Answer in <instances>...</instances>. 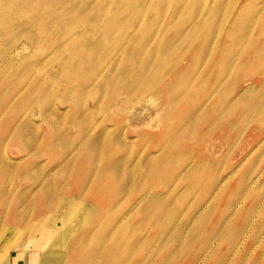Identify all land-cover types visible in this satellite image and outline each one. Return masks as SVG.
I'll use <instances>...</instances> for the list:
<instances>
[{
	"label": "rangeland",
	"instance_id": "rangeland-1",
	"mask_svg": "<svg viewBox=\"0 0 264 264\" xmlns=\"http://www.w3.org/2000/svg\"><path fill=\"white\" fill-rule=\"evenodd\" d=\"M68 2L0 0V264H264V0Z\"/></svg>",
	"mask_w": 264,
	"mask_h": 264
},
{
	"label": "bare ground",
	"instance_id": "bare-ground-1",
	"mask_svg": "<svg viewBox=\"0 0 264 264\" xmlns=\"http://www.w3.org/2000/svg\"><path fill=\"white\" fill-rule=\"evenodd\" d=\"M184 1H185V0H184ZM242 2H243V1H242ZM181 4H182V3H181ZM183 4H184V2H183ZM187 4H188V3H187ZM187 4H186V6H187ZM69 5H70V4H69L68 0H57V3L54 5L53 9L56 11V13H60V12L65 13V12L75 11L76 7H72V6L70 5L72 8H68ZM175 5H177V4H175ZM178 5H179V4H178ZM222 5H223V4H222ZM242 5H243V4H242ZM227 6H228V5H227ZM100 7H101V9H102L103 12H104V11H105V10H104V9H105V4L100 5ZM188 7H189V6H188ZM196 7H197V6H196ZM179 8H180V7H179ZM174 9H178V8L176 7V8H174ZM193 9H194V8H193ZM217 9H218V8H217ZM241 9H243V8L241 7L240 10H241ZM215 11H216V10H215ZM35 12H37V11H35V9H34V10H33V13H35ZM173 13H174V12H173ZM238 13H239V12H238ZM173 15H174V14H173ZM216 16H217V14H216ZM224 16H225V15H224ZM218 17H219V14H218ZM192 18H193V17H192ZM209 18H210V17H209ZM190 20H191V17H190ZM193 21H194V20H193ZM216 21H217V20H216ZM180 22H181V20H180ZM191 22H192V21H191ZM191 22H189V23H191ZM197 22H198V21H197ZM222 22H223V21H222ZM45 23L50 24V23L48 22L47 18L43 19V25H44ZM80 23H81V22H80ZM80 23H78V24H80ZM171 23H172V22H171ZM171 23H170V24H171ZM232 23H233V22H232ZM215 24H217V23H215ZM215 24H214V25H215ZM76 25H77V24H76ZM76 25H75V26H76ZM177 25H178V24H177ZM229 25H230V24H229ZM78 26H79V25H78ZM102 26H103V27H110V28L113 29V27H112V26H109V25H106V26H105L104 24H102L101 27H102ZM195 26H196V25H195ZM64 27H65V26H64ZM156 27H157V26H156ZM188 27H189V26H188ZM42 28H43V27H42ZM105 30H107V29L105 28ZM110 30H111V29H110ZM151 30H153V29H151ZM195 30H197V29H195ZM190 31H191V28L189 29L188 32H190ZM197 31H198V30H197ZM199 31H200V30H199ZM199 31H198V32H199ZM211 31H212V30H211ZM192 32H194V31H192ZM218 32H219V30H218ZM196 33H197V32H196ZM190 35H191V34H190ZM211 35H212V33H211ZM34 36H36V34L33 35L32 39H34ZM244 36H245V35H244ZM145 37H146V36H145ZM145 37H144V38H145ZM210 37H211V36H210ZM216 37H217V36H216ZM144 38H143V41H144ZM244 38H246V37H244ZM157 39H158V38H157ZM193 39H194V38H193ZM97 40H98V39H97ZM97 40H96V41H97ZM194 40H195V39H194ZM101 41H102V40H101ZM143 41H142V42H143ZM93 43H95V42H93ZM239 43H240V42H239ZM241 43H242V42H241ZM206 44H207V43H206ZM236 44H237V43H236ZM145 46H146V45H145ZM205 46H206V45H205ZM19 48H20V47H16V49H15L14 51H12V52L10 51L9 54H12L13 52H14L13 54H15V51L18 50ZM204 48H205V47H204ZM204 48H203V49H204ZM20 49H21V48H20ZM148 54H149V56H150V53H148ZM157 54H158V53H157ZM157 54H156V55H157ZM152 56H153V55H152ZM158 57H160V55H159ZM152 58H154V56H153ZM157 59H158V58H157ZM151 60H152V59H151ZM156 61H157V60H156ZM150 62H151V61H150ZM200 62H201V60H200ZM158 63H159V62H158ZM134 64H136V63H134ZM153 65H154V64H153ZM157 65H158V64H157ZM205 65H206V64H205ZM154 66H155V65H154ZM143 67H144V66H143ZM157 67H158V66H157ZM225 67H226V66H225ZM228 68H229V67H228ZM228 68H227V69H228ZM227 69H226V70H227ZM198 73H199V72H198ZM151 76H152V75H151ZM149 78H151V77H149ZM168 78H170V77H168ZM146 81H149V79L146 80ZM146 81H145V82H146ZM138 82H139V81H138ZM143 82H144V81H143ZM165 83H166V82H165ZM141 85H142V84H141ZM146 86H147V85H146ZM218 89H219V88H218ZM218 89H217V90H218ZM159 90H160V89H159ZM188 90H189V89H188ZM146 92H147V90H146ZM146 92H145V93H146ZM166 92H168V91H166ZM216 92H217V91H216ZM186 93H187V92H186ZM214 93H215V92H214ZM157 94H158V93H157ZM159 94H160V93H159ZM159 94H158V95H159ZM163 94H164V92H163ZM146 95H147V94H146ZM143 96H145V94H144ZM163 96H164V95H163ZM212 96H213V95H212ZM145 97H146V96H145ZM143 98H144V97H143ZM151 98H152V97H151ZM151 98H150V99H151ZM153 98L155 99L156 97H153ZM153 98H152V100H154ZM157 98H158V97H157ZM161 98H162V97H161ZM148 100H149V99H148ZM161 100H162V99H161ZM208 101H209V100H208ZM156 102H157V101H156ZM157 103H158V102H157ZM164 113H165V112H164ZM161 114H162V113H161ZM192 118H193V117H192ZM196 118H197V117H196ZM162 119H163V118H162ZM246 119H247V118H246ZM246 119H245V120H246ZM248 119H250V118H248ZM248 119H247V121H249ZM189 121H190V120H189ZM192 123H193V122H192ZM187 125H188V123H187ZM191 126H192V125H191ZM196 126H197V123H196ZM195 128H196V127H195ZM193 130H194V129H193ZM99 133H100V132H99ZM192 133H193V131H192ZM192 133H191V134H192ZM188 134H189V132L187 133V136H188ZM18 135H19V134H18ZM189 135H190V134H189ZM193 136H194V134H193ZM90 137H91V136H90ZM94 138H95V137H94ZM96 138H97V137H96ZM106 140H107V139H106ZM109 140H110V139H109ZM174 140H175V139H174ZM174 140H173V141H174ZM90 142H91V141H90ZM90 142H89V143H90ZM108 142H109V141H108ZM104 143H105V142H104ZM89 146H90V145H89ZM89 146H87V147H89ZM90 149H91V148H90ZM87 151H88V150H87ZM92 152H93V151H92ZM92 152H90V153H92ZM94 153H95V152H94ZM57 154H58V153H57ZM93 156H94V155H93ZM91 158H92V157H91ZM92 159H93V158H92ZM92 162H93V161H92ZM102 162H103V161H102ZM105 162H106V161H105ZM75 164H76V163H75ZM80 164H81V163H80ZM92 164H93V163H92ZM113 164H114V162H113ZM172 164H173V163H172ZM111 166H113V165H111ZM161 166H162V165H161ZM159 167H160V166H159ZM99 169H100V168H99ZM79 170H80V169H79ZM65 171H66V170H65ZM107 171L110 172L111 170H110V171H109V170H106V172H107ZM158 171H159V170H158ZM73 172H74V171H73ZM106 172H105V173H106ZM113 172H114V171H113ZM103 173H104V172H103ZM105 173H104V174H105ZM124 173H125V172H124ZM71 174H73V173H71ZM104 174H103V175H104ZM99 177H100V176H99ZM99 177H98V179L102 178V177H100V178H99ZM70 178H71V176H70ZM80 180H81V179H80ZM115 180H116V179H115ZM121 180H122V179H121ZM124 180H126V179H124ZM87 181H88V180H87ZM122 181H123V180H122ZM116 182H117V181H116ZM85 184H86V183H85ZM105 184H106V183H105ZM109 184H111V183H109ZM125 184H126V183H125ZM123 185H124V184H123ZM106 186H107V185H106ZM120 186H122V185H120ZM164 186H165V185H164ZM136 188H137V187H136ZM114 189H115V188H114ZM118 190H119V189H118ZM139 191H140V190H139ZM118 193H119V191H118ZM42 194H43V193H42ZM62 195H63V194H62ZM44 196H45V195H44ZM44 196H43V199H44ZM63 197H64V196H63ZM59 198H60V197H59ZM59 198H58V199H59ZM58 199H57V200H58ZM157 199H158V198H157ZM41 200H42V199H41ZM67 200H68V199H67ZM165 200H166V199H165ZM165 200H164V201H165ZM44 201H45V200H44ZM146 201H148V200H146ZM146 201H145V202H146ZM145 202H144V204H145ZM36 203H37V202H36ZM44 203H45V202H44ZM55 204H56V203H55ZM166 204H167V203H166ZM46 205H47V204H46ZM48 205H49V204H48ZM53 205H54V204H52L51 206H53ZM161 205H163V203H162ZM51 206L49 205V207H51ZM158 206H159V205H158ZM165 206H166V205H165ZM47 207H48V206H47ZM70 207H71V206H70ZM159 207H160V206H159ZM51 208H52V207H51ZM51 208H49V211L51 210ZM53 208H54V207H53ZM53 208H52V209H53ZM62 208H64V207H62ZM113 208H114V207H113ZM57 209H58V208H57ZM47 210H48V209H47ZM115 211H116V210H115ZM51 212H52V211H51ZM120 212H121V211H120ZM116 213H117V212H116ZM50 214H51V213H50ZM52 214H53V212H52ZM52 214H51V215H52ZM55 214H56V213L54 212V215H55ZM119 214H120V213H119ZM163 214H164V213H163ZM61 215H62V214H61ZM110 215H111V214H110ZM161 215H162V214H161ZM161 215H160V216H161ZM36 216H37V215H36ZM52 216H53V215H52ZM63 216H64V215H63ZM21 217H23V216H21ZM32 217H33V216H32ZM54 217H55V216H54ZM41 218H43V217H41ZM55 218H56V217H55ZM55 218H54V219H55ZM63 218H64V217H63ZM103 218H104V217H103ZM21 219H22V218H21ZM37 219H38V218H37ZM61 220H62V219H61ZM112 220H113V219H112ZM161 220H162V219H161ZM5 221H6V220H5ZM33 221H35V220H33ZM39 222H41V221L39 220ZM39 222H38V223H39ZM114 224H115V223H114ZM147 226H148V225H147ZM107 227H108V226H107ZM108 228H109V227H108ZM146 228H147V227H146ZM172 229H173V228H172ZM104 231L106 232V230H104ZM121 231H122V230H121ZM101 232H102V231H101ZM170 232H171V231H170ZM97 234H98V233H97ZM163 234H164V233H163ZM168 234H169V232H168ZM85 235H87V234H85ZM164 235H165V234H164ZM166 235H167V232H166ZM114 236H115V235H114ZM212 246H213V244H212Z\"/></svg>",
	"mask_w": 264,
	"mask_h": 264
}]
</instances>
